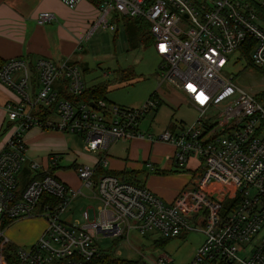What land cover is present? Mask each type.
<instances>
[{"label":"built area","instance_id":"2783aa9c","mask_svg":"<svg viewBox=\"0 0 264 264\" xmlns=\"http://www.w3.org/2000/svg\"><path fill=\"white\" fill-rule=\"evenodd\" d=\"M61 1L75 10L83 0ZM256 4L264 10V0H104L98 7L105 29L116 30L106 18L109 13L149 22L155 52L162 58L160 84L185 94L199 111L193 125L166 129L157 138L174 146L173 166L185 168L191 158L199 159L192 183L172 202L146 185L111 174L100 175L95 184L96 167L88 165L76 168L81 187H71L49 173L59 165L57 153L45 170L30 163L33 176L22 189L18 175L27 162L25 134L34 126L82 135L87 151L104 154L98 166L105 169L109 151L120 140H156L141 130L140 121L160 102L152 95L138 107L104 100L92 101L93 107L79 100L88 85L82 67L69 60L39 58L32 66L14 57L0 66V83L20 97L6 104L12 133L0 151L1 249L7 243V221L44 217L47 223L34 244L16 247V264H87L103 251L96 239L128 241L132 231L161 238L202 232L205 241L189 264H264V105L228 75L231 55L245 44L251 46L253 63L264 67V26ZM54 18L44 11L36 20L44 25ZM64 89L77 99L62 96ZM146 165L155 170L154 163ZM212 183L225 191L220 200L209 195ZM84 187L99 204L84 208L83 221L73 223L71 205L86 196ZM234 193L239 202L223 216L222 202ZM150 261L172 263L167 255H160L158 263Z\"/></svg>","mask_w":264,"mask_h":264},{"label":"rangeland","instance_id":"374dc122","mask_svg":"<svg viewBox=\"0 0 264 264\" xmlns=\"http://www.w3.org/2000/svg\"><path fill=\"white\" fill-rule=\"evenodd\" d=\"M256 9L259 23L264 26V10L256 4ZM112 17V16H110ZM112 22V21H111ZM88 43L83 44V51L76 57V62L82 67H87V71L84 73V80L88 86L105 81L108 82L107 98L112 104H116L120 107H138L142 106L157 90V97L159 99V105L147 112L140 121V128L147 134H153L156 141L157 138L166 130L172 128H178L181 125H193L198 117L199 111L189 104L187 98L177 92L175 88L171 87L167 83H161V63L162 58L159 57L154 46H133L134 40L129 38L128 29L120 26L118 32L110 29H105L102 26L95 29L93 33L88 34ZM231 63L228 67V75L233 76L235 81L250 93L260 96L264 93V73L256 70L249 60L243 58L241 53H233L231 55ZM126 68H133L135 70L136 78L121 81L117 78V70ZM160 86V87H159ZM159 87V88H158ZM59 141H65L66 144L62 147L60 169L58 176L66 181L71 187H77L80 185V179L76 175L75 169L72 167L73 159L67 156L68 154H86L95 156L92 152H87L84 148L85 138L80 134L65 133ZM27 134V133H26ZM9 131L0 133V144L8 138ZM50 139H39V146L33 144V148H30L35 154L29 156L28 146L26 155L28 159L34 162L42 161L45 163L49 151H46L47 146L50 145ZM127 141L120 140L117 142L109 152L107 159L110 157H116L117 159L127 154ZM41 143V144H40ZM67 146V147H65ZM160 146V145H159ZM60 149V148H57ZM55 150V149H54ZM150 152H147V157L143 156L138 158V164L140 165V172L138 175L139 180L143 181L146 175L150 176L154 173L147 167L148 162L154 163L151 160ZM168 145H162L158 151L160 161L154 163L155 170L166 167L165 164L169 159L173 157L174 152ZM64 152V153H63ZM92 153V154H91ZM60 155V154H59ZM191 160L193 165L198 169L199 159L193 157ZM94 167V165H89ZM169 171H163V175L174 174L183 175L187 174L188 170L185 168H179L177 166H169ZM158 175V174H155ZM197 174H195L196 176ZM92 180L97 183V178ZM134 182V181H130ZM137 183V182H134ZM82 185V182H81ZM83 192L86 196H79L75 199L71 205L72 211H74L73 223L82 222L83 218L81 212L84 208L89 206L96 207L99 201L95 198L87 197L91 196L93 192L84 187ZM209 195L211 197L221 199L225 196V191L220 185L212 183L209 189ZM46 223L44 217L22 218L16 220L13 224H10L5 231V241L8 244H12L16 247L31 246L32 243H25L22 239V227L28 228V222ZM24 225V226H23ZM157 236V233H150L145 236H141L135 231L131 232L130 239L120 240L111 236L100 237L96 239L97 246L105 251L116 253L119 257L125 259H132L142 261L146 264H152L150 260L158 263L160 255H167L172 260V263H159V264H189L195 257L198 248L205 241V235L200 231H191L184 236L175 237L173 239H165L167 241L164 248H160L155 245L153 237ZM159 237V236H158ZM143 241V243H142ZM7 243H5L7 245ZM243 255V251L239 253ZM212 264H231L228 262H214Z\"/></svg>","mask_w":264,"mask_h":264},{"label":"crops","instance_id":"0c3cea01","mask_svg":"<svg viewBox=\"0 0 264 264\" xmlns=\"http://www.w3.org/2000/svg\"><path fill=\"white\" fill-rule=\"evenodd\" d=\"M44 11L53 13L55 18L50 23L40 25L36 19L38 14ZM106 18L109 23L116 25V30H114L115 34L118 32L120 26L126 28L123 17L109 13ZM101 19L102 14L99 8L89 0H83L75 10L68 8L61 0H0V66L6 60L14 57H24L32 66L39 58H48L57 63L69 60L79 64L76 62V57L79 56L81 50L83 51V44L88 43V34L93 33L95 29L101 27ZM82 69L84 72L83 66ZM131 69L135 72L133 68ZM176 91L180 92L178 90ZM154 92H157V90ZM180 93L183 94L182 92ZM183 95L187 98L185 94ZM19 100L20 97L15 91L0 83V133L9 131L8 138L0 144V151L5 147L12 133V125L7 117L6 104ZM62 137H64V134L60 131L43 129L38 126H34L25 134L29 156L35 154L29 147L33 148V144L39 146V142H37L39 139L51 140L50 145L46 149V151H49V155L45 163L42 161L37 162L41 167L40 169L45 170L48 167L49 158L53 153L60 154L61 159H64V156H61L62 152H55L65 149L62 147L66 142L59 141ZM124 141H127V154L119 159L116 157L107 159L108 166L105 167V170L109 173L118 174L124 180L146 185L166 202L174 201L183 189L190 186L195 178V174L198 173V169L192 163L194 160H191V158L185 167L188 170L186 175H163V171H169V166H173L171 159H169L165 164L166 167L160 170L156 168V170H153V174L150 176L146 175L144 180L140 181V175H138L140 172V165L138 164L139 157L143 156L142 159L146 158L147 152H150L149 150L151 149L149 157L156 163L157 167V162L161 160L158 154L160 147L162 145H168L173 150L172 153L175 151V148L167 142L152 141L147 138H133ZM93 154L95 156L83 153L75 155L68 154L67 156L73 159L72 164L74 165H94L96 167L104 154L101 152ZM31 162L34 161L27 157V162L18 175L21 187L27 186L33 176L30 170ZM60 163L61 160L57 166L58 169L54 173L57 178L68 184L66 181L69 180L65 178L61 179L57 175L61 167ZM153 171L151 170V172ZM80 187L81 181L80 185L74 188ZM87 197L95 198L93 195H87ZM27 226L28 228H21L22 239L20 240L25 243L34 244L44 233L47 223L36 224V222L30 221ZM160 238L161 236L157 233V236L153 237V240L156 243L161 240ZM115 255L117 254L115 253Z\"/></svg>","mask_w":264,"mask_h":264},{"label":"trees","instance_id":"16d2710c","mask_svg":"<svg viewBox=\"0 0 264 264\" xmlns=\"http://www.w3.org/2000/svg\"><path fill=\"white\" fill-rule=\"evenodd\" d=\"M93 5L96 7H100L101 4L103 3L104 0H89ZM125 23H126V28L128 29V36L132 40H134V45L135 47L140 46V45H145V46H153L154 45V38L151 35L150 32V24L145 18L137 17V18H131V17H124ZM240 53L243 56V58H246L249 60V64L253 66L256 70L264 73V67H258L256 66L252 59H251V46L249 45H243L240 49ZM87 71V67H84V73ZM117 78L118 80L121 81H127L131 79L136 78L135 72L131 68H126L122 70H117ZM108 82L102 81L99 83H96L94 85L88 86L86 88L84 95L79 97V100H84L85 102H92V101H98V100H104L106 102L108 101L107 98V93H108ZM62 96H66L67 98L71 100H75L77 98L66 95L65 89L61 93ZM154 96L157 95V92L153 93ZM256 96V95H255ZM256 98L259 100V102L264 105V93L261 94L259 97L256 96ZM41 116L44 118H47L49 116V112L42 113V111L38 112ZM79 166V165H78ZM77 165L72 164L73 168H77ZM58 167H52L49 170V173H54ZM103 174H111L118 176V174H113L107 172L104 168H101L100 166H96L95 170V176L98 178L100 175ZM41 174L40 176H42ZM24 187H22L23 189ZM239 202V194L234 193L231 196H226V198L223 200L222 204V215L226 216V214L235 207V205ZM13 223L12 220L7 221L6 224H11ZM119 241L121 238H118ZM167 239H173V238H167ZM122 241V240H121ZM167 241L165 239H161L155 243L156 246L160 248H164L166 245ZM16 246H13L12 244H5L4 248L1 249L0 247V264H16V258L14 255ZM87 264H146L142 261L138 260H132V259H125L121 258L115 253L112 252H105L102 251L98 257L93 258L91 261L87 262Z\"/></svg>","mask_w":264,"mask_h":264},{"label":"water","instance_id":"95a60500","mask_svg":"<svg viewBox=\"0 0 264 264\" xmlns=\"http://www.w3.org/2000/svg\"><path fill=\"white\" fill-rule=\"evenodd\" d=\"M90 105L93 106V107H96L94 102H91Z\"/></svg>","mask_w":264,"mask_h":264}]
</instances>
